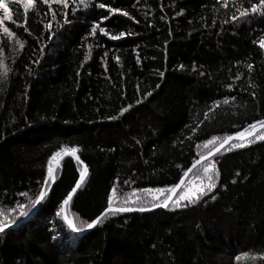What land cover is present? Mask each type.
Instances as JSON below:
<instances>
[{"label": "trees", "instance_id": "obj_1", "mask_svg": "<svg viewBox=\"0 0 264 264\" xmlns=\"http://www.w3.org/2000/svg\"><path fill=\"white\" fill-rule=\"evenodd\" d=\"M65 2L5 0L8 19L0 9V220L10 228L0 264H264V141L254 135L209 159L216 187L196 204L107 214L85 232L109 195L114 207L139 198L153 209L143 190L173 187L213 148L205 141L264 119V15L250 10L260 0ZM61 147L76 148L87 172L65 208L78 231L60 208L82 172L71 158L30 211Z\"/></svg>", "mask_w": 264, "mask_h": 264}, {"label": "snow or ice", "instance_id": "obj_2", "mask_svg": "<svg viewBox=\"0 0 264 264\" xmlns=\"http://www.w3.org/2000/svg\"><path fill=\"white\" fill-rule=\"evenodd\" d=\"M60 2L64 3V7L68 6L65 0H60ZM33 3H34V0H27V4L29 6L33 5ZM43 3L48 4L50 3V0H43ZM81 3L86 4V0H81ZM97 7L103 9L105 8V4L100 3L97 5ZM0 9H3L4 17L5 19H8L10 9H9V6L5 3V0H0ZM250 10L253 15L257 14L258 12L264 15V0H260L259 5L255 3L251 4ZM112 11H119V10L109 9V12H112ZM122 14L125 16L128 15L127 12H123ZM247 15H248L247 11H241L239 14V18H244ZM105 19H107V17H105ZM231 19L233 21H236L238 17L233 15ZM97 29L99 30L101 34L108 35L106 30L97 24H94L92 26V29H91L92 34H95ZM4 31L8 32L9 30L7 28H4ZM9 34L11 35V33ZM124 35H125L124 32H120L119 35H111L109 38L116 40V39H120ZM20 46L22 48L23 44H21ZM259 46L260 48L264 49V39H261L259 41ZM247 67L249 68V70H251L253 68V65L248 64ZM6 72H7V69L5 68L4 61L0 59V77L6 75ZM160 75L163 76V73H160ZM236 78L239 79L238 76ZM229 88H231V86H229ZM147 95H151V93H148ZM229 99H234V98L226 97L223 103L227 104L229 102ZM219 103H220L219 101L216 102L217 105ZM126 111H128V109H122L121 115H123V113ZM114 118L115 117H113V119ZM253 135L255 136L256 140L264 141V119L254 121L253 123L249 124L246 129H244L243 131H237L234 135H227L223 137L222 141H220L218 137H212L211 140L205 141V144H213V148L208 152V156L201 155L200 160L196 161V164H199L201 161H205V164H206V166L203 169L204 175L202 178H200L201 179L200 184L198 186L189 188L186 192H182L177 198H173V195L171 194L176 193V190L181 188V184H176L173 187L168 188V189H155V190L145 189L143 191L151 195V199L153 201L151 208H158V207L167 208L170 202L176 208H180L182 206L187 207V206L196 204L198 201L201 200L202 197L207 196V194L212 192L213 188L216 187V178H215V175L213 174L215 170V165L208 160V157L214 156L216 152H219L221 149H224L226 145H229V142L234 141V140H239L240 142L232 143L231 149L244 148L248 144H251L253 142L251 139H247V137H251ZM246 140H247V143L245 142ZM214 141L218 142V145H219L218 147L216 146V144L213 143ZM76 152H77L76 148H72L70 151H65L63 147H61V149L58 152H53L52 156L49 157L48 169H47V175L45 177V182L55 179L54 171L52 168L53 158L59 157L62 153L67 156L75 157ZM195 166L196 165H193V168ZM192 171L193 169L189 168L187 171L184 172V177H187ZM85 175H86V171L80 173V179L76 181V187H74L70 192H68L67 198H65L63 202L61 203L60 205L61 210H63L64 207L69 203V200L72 198L73 193L76 192L77 188L80 186L81 181L84 179ZM113 192H115V189H113ZM164 193H168V195H164ZM22 195H27V194L25 193ZM45 195L46 193L43 190H41L39 192V195L36 198V201L33 203H38L41 199L44 198ZM160 195H164V198L162 200H158V196ZM215 198H216L215 196L212 197V199H215ZM135 203L137 205L135 207L128 206V201L125 200L122 206L114 207L113 206L114 205V195H109L108 196V206L104 210V212H102L100 216H97L91 222L86 223L85 226L89 229L92 228L93 226H95L101 221L102 217H104L105 214H115V213L132 212V211L145 212V211L151 210L150 208L145 207L146 202L139 200V198L137 199ZM20 214L21 216H23L26 213L21 212ZM57 215H60V213L58 212ZM64 220L68 224L69 227L73 228L74 231L79 230L74 226L73 222L69 220L67 216H64ZM8 226L9 225L6 222L0 220V232H3L6 228H8Z\"/></svg>", "mask_w": 264, "mask_h": 264}, {"label": "water", "instance_id": "obj_3", "mask_svg": "<svg viewBox=\"0 0 264 264\" xmlns=\"http://www.w3.org/2000/svg\"><path fill=\"white\" fill-rule=\"evenodd\" d=\"M250 137H247V139H249ZM234 141H239V140H234ZM234 141H231V142H234ZM231 142H229V143H231ZM227 146V145H226ZM225 146V147H226ZM224 149H221L219 152H216L215 154H214V156L216 155V154H218V153H220L221 151H223ZM208 156V155H207ZM213 156H211V157H208V160L209 159H211ZM66 158H72L76 163H78L80 166H81V168H82V172H85L86 171V169H85V167H84V165L83 164H80V160H79V158H78V156L75 154V157H72V156H67V155H61L59 158H58V161L55 163V166L53 167V171H54V173H55V170L60 166V163L64 160V159H66ZM200 160V159H199ZM198 161V160H197ZM205 161H201L199 164H196V162L195 163H193L189 168H192L193 169V171L198 167V166H200L202 163H204ZM193 165H196L194 168H193ZM188 168V169H189ZM187 169V170H188ZM192 171V172H193ZM191 172V173H192ZM190 173V174H191ZM190 174L187 176V177H182L181 178V180L179 181V183L178 184H181V188H182V186L184 185V183H185V181L187 180V178L190 176ZM86 175H87V173H86ZM85 175V176H86ZM80 179V178H79ZM84 179H85V177H84ZM83 179V180H84ZM83 180L81 181V184H80V186L77 188V190H76V192H74L73 193V196H72V198L75 196V194L77 193V191L80 189V187H81V185H82V182H83ZM75 187H76V185H75ZM181 188H179V189H177L176 190V193H172L171 195H173V198H175L176 196H177V194L179 193V191H180V189ZM71 198V199H72ZM70 199V200H71ZM42 200V199H41ZM41 200L38 202V203H36L35 204V208H34V210H32V213L33 212H35V210H36V208L39 206V204H40V202H41ZM70 200H69V202H70ZM171 203V202H170ZM169 203V204H170ZM165 208H154V209H151L150 211H145V212H138V211H132V212H122V213H118V214H150V213H153V212H156V211H158V210H164ZM62 213H64V209L62 210ZM106 215V214H105ZM97 225V224H96ZM95 225V226H96ZM95 226H93V227H95ZM93 227L92 228H88L87 229V231H90V230H92L93 229ZM10 228H6L3 232H0V234H2V233H5L7 230H9Z\"/></svg>", "mask_w": 264, "mask_h": 264}, {"label": "bare ground", "instance_id": "obj_4", "mask_svg": "<svg viewBox=\"0 0 264 264\" xmlns=\"http://www.w3.org/2000/svg\"><path fill=\"white\" fill-rule=\"evenodd\" d=\"M66 159H67V158H66ZM71 159H72V158H71ZM64 160H65V159H64ZM57 161H58V159H57ZM57 161H56V162H57ZM56 162H55V163H56ZM55 163H54L53 167L55 166ZM61 163H62V162H61ZM61 163H60V165H61ZM194 163H195V162H194ZM77 164H78V163H77ZM80 164H81V162H80ZM202 164H203V163H202ZM202 164H201V165H202ZM53 167H52V168H53ZM59 167H60V166H59ZM59 167H58V168H59ZM198 167H199V166H198ZM58 168H57V169H58ZM57 169L55 170V172L57 171ZM54 174H55V173H54ZM48 182H49V181H47V182L44 181V184H43V187H42V190H43V191H45ZM42 200H43V199H42ZM42 200H41V202H42ZM71 200H72V199H71ZM71 200H70V201H71ZM41 202H40V204H41ZM69 203H70V202H69ZM69 203H68V204H69ZM40 204H39V206H40ZM68 204H67V205H68ZM170 204H171V203H170ZM170 204H169V205H170ZM67 205H66V206H67ZM39 206L36 208V210L39 208ZM66 206L64 207V213H62V210H61V215H62L63 220H64V216H66V214H65V208H66ZM34 208H35V206L33 207L32 210H34ZM153 209H154V208H153ZM165 209H166V208H165ZM165 209H164V210H165ZM36 210H35V211H36ZM115 214H118V213H115ZM136 214H137V213H136ZM106 215H107V214H106ZM64 222H65V220H64ZM65 223H66V222H65ZM66 224H67V223H66ZM67 225H68V224H67ZM87 229H88V228H87ZM87 229L85 230V232H88ZM85 232H84V233H85Z\"/></svg>", "mask_w": 264, "mask_h": 264}, {"label": "rangeland", "instance_id": "obj_5", "mask_svg": "<svg viewBox=\"0 0 264 264\" xmlns=\"http://www.w3.org/2000/svg\"><path fill=\"white\" fill-rule=\"evenodd\" d=\"M68 151H70V150H68ZM58 158V157H57ZM57 158H54L53 160H52V164H54V162H55V160L57 159ZM53 181V180H52ZM192 187H194L193 185H191V186H188L187 188H186V190L185 191H183V192H186L189 188H192ZM78 192V191H77ZM33 207V205L31 206V208ZM30 208V209H31ZM27 208H24V211L26 210ZM30 211H32V210H30ZM2 220L3 221H5V222H7L6 221V217H2ZM4 234V233H3Z\"/></svg>", "mask_w": 264, "mask_h": 264}]
</instances>
